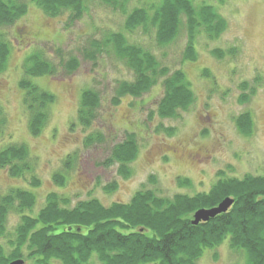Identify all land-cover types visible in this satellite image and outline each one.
<instances>
[{
	"label": "rangeland",
	"instance_id": "obj_1",
	"mask_svg": "<svg viewBox=\"0 0 264 264\" xmlns=\"http://www.w3.org/2000/svg\"><path fill=\"white\" fill-rule=\"evenodd\" d=\"M24 1L26 13L1 29L10 47L5 69L0 73L4 118L0 149L9 143L26 145L40 185L33 187L24 178H13L7 170L0 169V195L11 188L32 192L36 205L25 214L35 215L50 192L68 196L73 203L96 198L111 205L129 201L142 185L155 187L161 196L193 195L208 191L219 171L231 177L264 173V0H206L226 20L227 28L215 39L199 34L194 61L183 59L187 43L184 24L167 45L159 44L152 30L124 29L125 20L134 8L157 1L146 4L147 0H129L121 12L100 0H85L84 12L77 20H72L68 12L48 16L34 3ZM202 1L194 0L197 4ZM113 32H123L129 42L150 50L170 71H184L194 93V102L187 111L172 118L158 115L162 79L141 97L124 96L118 105H111L118 81L131 80V71L110 47L98 54L94 62L83 58V50L93 40L103 41ZM214 49L223 52L221 58L212 53ZM35 51L42 52L56 67L51 75L30 77L32 83L55 96L50 119L38 136L29 132L24 92L19 87L25 58ZM71 56L78 59L79 66L73 73H67L63 64ZM204 70L208 72L206 76ZM242 83L255 86L244 103L239 102ZM87 88L100 94L101 105L98 118L89 129L83 130L76 115L81 92ZM244 112H249L253 121L248 136L235 123V118ZM91 132L101 133L103 142L85 147L83 140ZM127 133L135 134L138 155L130 164V176L123 178L117 173V164L104 166L102 162L111 146L122 141ZM68 155L74 160L64 172L63 162ZM60 171L65 175L62 187L52 180V175ZM150 176L156 177L154 186L148 182ZM181 178H187L190 184L179 185L177 181ZM113 182L116 189L105 191L104 186ZM19 215L9 214L8 232L12 233L18 224ZM31 262L27 260L25 264ZM245 262L244 254L232 251L225 238L217 248L205 250L197 264ZM51 263L61 264L57 259Z\"/></svg>",
	"mask_w": 264,
	"mask_h": 264
},
{
	"label": "trees",
	"instance_id": "obj_2",
	"mask_svg": "<svg viewBox=\"0 0 264 264\" xmlns=\"http://www.w3.org/2000/svg\"><path fill=\"white\" fill-rule=\"evenodd\" d=\"M46 15L55 17L64 12L72 20L82 17L85 0H28ZM113 10L125 11L129 0H100ZM148 1H157L150 2ZM222 1V0H218ZM147 6L134 8L125 20L124 29L152 30L161 45L171 43L184 24L187 43L183 59H197L196 39L204 33L208 38L219 37L227 28L226 20L212 3L194 0H147ZM27 10L24 0H0V73L4 71L9 55V41L1 29L12 25ZM110 47L113 54L131 71V80L118 81L111 105L116 106L124 96L141 97L162 79L163 94L157 104L162 118H172L180 111H187L194 102V93L186 74L181 69L170 71L162 66L148 49L128 41L123 32H113L103 41L93 40L83 50V58L95 61L96 56ZM212 53L221 58L223 52ZM63 62V61H62ZM79 61L69 57L63 64L67 73L77 70ZM55 65L42 52H31L24 61V76L19 81L23 90V103L28 117L29 132L38 136L50 119V107L55 96L31 82L30 77L55 73ZM207 70L203 71L204 76ZM243 93L239 102L248 101L255 86L241 84ZM249 90L248 93L244 92ZM100 94L92 89L82 90L77 110V123L89 129L98 118ZM238 130L245 136L251 134L253 121L249 112L235 118ZM75 125V124H72ZM4 118L0 106V133ZM169 131V130H168ZM99 132L89 133L83 140L85 147L103 142ZM138 155V143L134 133L111 146L102 162L104 166L118 165L117 173L123 178L131 174L130 164ZM74 157L68 155L63 171L71 168ZM0 169L13 178H24L37 187L40 180L34 175L28 148L24 144L9 143L0 149ZM33 171V173H32ZM28 176V177H27ZM217 180L206 192L193 195L175 193L161 196L155 187L137 190L129 201L104 205L96 198L79 199L73 203L68 196L50 192L42 208L35 215L36 196L29 190L11 188L0 195V264L22 259L32 264H197L207 249L220 246L225 238L232 251L244 254L243 264H264V173L245 174L242 177L225 176L219 171ZM56 185L64 186L65 175H52ZM148 182L155 185L156 177ZM179 185L190 184L187 178L178 179ZM116 189L113 182L104 186L105 191ZM226 198L233 203L225 213L206 222L192 223L193 214L199 209L216 207ZM11 212L19 215V222L12 233L8 232ZM238 264V263H237Z\"/></svg>",
	"mask_w": 264,
	"mask_h": 264
},
{
	"label": "water",
	"instance_id": "obj_3",
	"mask_svg": "<svg viewBox=\"0 0 264 264\" xmlns=\"http://www.w3.org/2000/svg\"><path fill=\"white\" fill-rule=\"evenodd\" d=\"M232 203H233V199L226 198L223 201H221L216 207L210 209H199L193 214L194 219L192 223L196 225L200 222H206L210 218H213L218 214L225 213L226 211H228ZM9 264H24V261L22 259H18L10 262Z\"/></svg>",
	"mask_w": 264,
	"mask_h": 264
}]
</instances>
